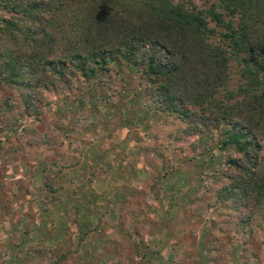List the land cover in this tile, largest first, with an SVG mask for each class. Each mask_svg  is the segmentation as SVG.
<instances>
[{
  "label": "rangeland",
  "instance_id": "1",
  "mask_svg": "<svg viewBox=\"0 0 264 264\" xmlns=\"http://www.w3.org/2000/svg\"><path fill=\"white\" fill-rule=\"evenodd\" d=\"M20 13L0 5V28ZM71 75L38 73L29 114L21 91L0 83V264H264V198L242 200L234 218L249 225L234 222L225 236L219 226L231 205L216 200L242 170L257 180L264 142L252 163L221 146L225 125L190 130L160 112L140 66ZM199 199L216 208L193 223Z\"/></svg>",
  "mask_w": 264,
  "mask_h": 264
},
{
  "label": "trees",
  "instance_id": "2",
  "mask_svg": "<svg viewBox=\"0 0 264 264\" xmlns=\"http://www.w3.org/2000/svg\"><path fill=\"white\" fill-rule=\"evenodd\" d=\"M188 3L0 0L3 7L14 5L21 12L0 28V83L21 91L22 112L29 114L36 110L31 93L44 76H36L40 72H48L50 81L77 71L90 79L112 63L140 66L148 84L155 85L151 97L160 112L178 116L190 130L203 123L225 125L221 146L256 162L255 152L264 142V0H217L205 9ZM31 77L37 82L33 86ZM29 128L25 125L24 132ZM228 163L240 168L234 160ZM240 173L216 197L231 205L219 226L223 236L234 222L240 228L249 225L248 216L234 218V212L246 210L242 200L264 198V164L256 181L255 173ZM205 202L199 199L190 207L193 223L206 206L216 208ZM14 262L25 264L20 258Z\"/></svg>",
  "mask_w": 264,
  "mask_h": 264
},
{
  "label": "crops",
  "instance_id": "3",
  "mask_svg": "<svg viewBox=\"0 0 264 264\" xmlns=\"http://www.w3.org/2000/svg\"><path fill=\"white\" fill-rule=\"evenodd\" d=\"M96 182H97V181H95V182L93 183V185H92V186H94Z\"/></svg>",
  "mask_w": 264,
  "mask_h": 264
}]
</instances>
